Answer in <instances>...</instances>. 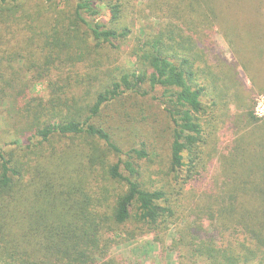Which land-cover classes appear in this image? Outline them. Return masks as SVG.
Returning a JSON list of instances; mask_svg holds the SVG:
<instances>
[{"label": "trees", "instance_id": "1", "mask_svg": "<svg viewBox=\"0 0 264 264\" xmlns=\"http://www.w3.org/2000/svg\"><path fill=\"white\" fill-rule=\"evenodd\" d=\"M131 1L39 0L42 8L32 11L21 0H0V24L24 25L37 37L40 60L33 67L52 96L48 104L29 98L32 84H24L18 92L26 100L21 118L8 126L11 140L0 146V264H121L112 256L121 226L133 222L153 234L173 218L172 209L162 205L165 192L140 181L137 162L149 159L144 145L123 151L102 117L123 97L156 98L172 124L168 173L180 178L185 168L187 180L197 181L193 160L188 165L184 160L203 136L199 114L205 84L197 77L200 64L209 63L203 39L216 30L236 58L233 63L210 62L217 69L211 72L216 97H225L232 85L243 86L238 67L264 95V0H147L146 8L165 24L133 39L127 50L132 67L105 65L99 53L117 50L116 43L132 34L127 27L111 25L122 18L124 2ZM104 10L110 13L108 21ZM3 62L14 61L0 57ZM78 62L95 67V91L79 95L82 81L60 84ZM5 97L0 88V98ZM248 117L246 125L234 120V145L215 158L220 173L206 169L212 180L197 188L189 212L180 216L182 227L172 244L175 249L183 244L191 264H251L264 246V122ZM55 138L78 141L88 153L73 154L70 148L52 152L46 165L36 162L35 170L23 161ZM98 164L119 192L114 189L112 195L98 187L97 196L90 194ZM204 222L217 230L223 245ZM239 233L243 241L231 244Z\"/></svg>", "mask_w": 264, "mask_h": 264}, {"label": "rangeland", "instance_id": "2", "mask_svg": "<svg viewBox=\"0 0 264 264\" xmlns=\"http://www.w3.org/2000/svg\"><path fill=\"white\" fill-rule=\"evenodd\" d=\"M21 1L26 8L32 9V11H40L42 8V3L39 0ZM146 2L147 0H135L129 4L124 2L122 18L116 25H111L117 28L127 27L132 34L126 42L116 43V46L119 47L117 50L105 49L99 53V61L105 65L111 64L112 67H132V59L128 57L127 50L128 46L132 45L133 39L146 32L154 33L155 29L162 28L166 22L161 15L155 13V10L146 8ZM109 18V11L104 10L103 20L108 21ZM240 20L245 21L242 18ZM9 29L11 30L9 31ZM0 35V57H11L14 61L10 65L4 62L0 64V88L7 93V97L0 98V146H3L11 140L6 129L21 118L23 107L26 104V100L18 98L21 87L26 83L32 84L28 97L41 99L45 104L52 101V96L47 90V81L43 78H37V70L33 67L40 60L37 37L26 26L15 24H0ZM207 37V40L203 39L202 44L208 53L209 63L206 67L200 64L199 69L202 70V73L200 71L197 77L199 84H205L204 111L199 114L203 136H201V142L192 155L185 154L184 160L187 165L189 159L193 160L194 170L200 173V176L195 177L198 179L197 181L187 180L185 168L181 170L180 178L175 179L168 173L172 124L167 117L164 105H161L156 98L126 96L115 102L103 113L102 120L105 122V126L123 151L144 145L149 154V159L137 162L142 173L140 181L148 189L163 190L166 201L162 205L172 209L174 213L173 218L162 222L158 231L153 234L149 233L146 227L133 222L121 226L118 229L119 244L112 250V256L116 257L121 264H191L190 255L187 251L184 252L183 244L177 249L172 244L176 231L182 227L180 216L189 212L187 209L194 203L192 202L195 200L194 196H198L196 194L198 193L197 188L204 187L212 180L211 173H207L206 169H211L213 172L219 169L218 159L215 158L219 157L220 154H226L227 146L231 148L234 145L232 142L236 130L233 125L234 120L238 122L239 126L246 125L250 117L248 114L255 117L256 105L262 101L257 98L259 92L252 87L241 67H238L237 72L243 86L232 85L225 97H216L211 85V72L213 74L217 69L212 63L210 66V62L225 59L230 63L236 61V58L233 57L234 55L220 31L216 30ZM95 73H97L96 69L91 63L78 62L71 73L63 74L62 77L67 80L60 84L69 80L72 84L75 81H82L84 87L80 89V93L78 92L79 95L89 89L95 91L97 88V82L94 80ZM89 77L91 81H88ZM7 86H11V88ZM256 119L259 123L264 122V118ZM68 148L73 154L88 153V148L84 144L80 145L78 141L72 144L67 139L55 138L51 145H46L36 155L26 156L23 161L35 170L37 168L34 165L37 161L41 159L40 163L46 165L50 153L60 154ZM101 148L100 146V152L103 149ZM109 160L111 163L115 162L112 157ZM216 173L219 174L220 169ZM31 174L29 172V176ZM92 177H94L92 180H94L95 190L90 191V194L93 197L97 196L96 193L102 188L108 189L112 195L116 191L119 192L118 185L113 184L103 175L101 165L98 164L94 168ZM98 187H100L99 190ZM221 220L216 223L221 224ZM204 223L209 235L216 238L219 246L223 245L222 238L217 236V230L216 233L213 232L210 223ZM224 238L226 242V236ZM238 241H243L241 233L234 235L230 240L231 244ZM251 264H264V246L261 247L259 258L252 260Z\"/></svg>", "mask_w": 264, "mask_h": 264}, {"label": "built area", "instance_id": "3", "mask_svg": "<svg viewBox=\"0 0 264 264\" xmlns=\"http://www.w3.org/2000/svg\"><path fill=\"white\" fill-rule=\"evenodd\" d=\"M257 98H260L259 100H262L260 102L257 103L255 111H254V115L256 118L261 119L264 118V96L263 95H259L257 96Z\"/></svg>", "mask_w": 264, "mask_h": 264}]
</instances>
